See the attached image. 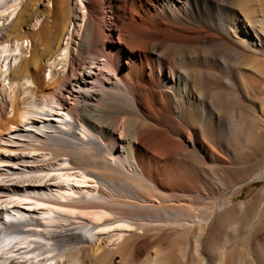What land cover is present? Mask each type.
Wrapping results in <instances>:
<instances>
[{
	"label": "bare ground",
	"instance_id": "1",
	"mask_svg": "<svg viewBox=\"0 0 264 264\" xmlns=\"http://www.w3.org/2000/svg\"><path fill=\"white\" fill-rule=\"evenodd\" d=\"M41 1L15 0L0 17L10 21L0 28V141L11 126L60 110L68 100L74 105L67 115L106 150L94 139L82 150L53 139L42 143L84 172L33 181L52 178L56 199L49 202L84 210L87 219L79 235L32 234L1 210L0 264H20L14 256L34 236L62 246L46 248L55 257L45 262L32 259L43 254L37 247L29 264L63 258V264H176L171 248L180 241L185 264H264V234L247 254L241 248L252 202L220 201L229 190L221 170L232 167L239 157L234 149L246 141L245 80L264 76V19L252 15L249 1L49 0L43 9ZM104 7L117 30L103 25ZM77 10L81 21L72 30ZM33 22L36 28L28 29ZM26 41L29 56L20 58ZM76 65L85 69L73 77ZM99 65L105 71L94 74ZM104 151L120 166L106 162ZM89 170L101 181L99 195L86 190ZM52 210L41 214L55 224ZM107 212L115 217L105 220ZM131 226L134 231L125 229Z\"/></svg>",
	"mask_w": 264,
	"mask_h": 264
},
{
	"label": "rangeland",
	"instance_id": "2",
	"mask_svg": "<svg viewBox=\"0 0 264 264\" xmlns=\"http://www.w3.org/2000/svg\"><path fill=\"white\" fill-rule=\"evenodd\" d=\"M13 1L15 0H0V17L10 11L7 7L11 6ZM73 1L76 2V0ZM230 1L234 2L233 0ZM246 1H249V9L253 10L252 15L254 16L256 14L260 19H264V0ZM48 5L49 0H42L38 4V7L43 9ZM81 12L82 11L79 10L75 12L71 26L72 30L77 29L78 24L81 21ZM103 12L106 13L104 14L105 18L104 16L102 18V20L104 19L102 21L104 23L103 25L110 30H117L114 18L109 9L104 7ZM9 22L0 20V28H2L3 25H9ZM33 25L34 22L28 29L32 30V28H36ZM73 39L74 42L78 41L76 38ZM28 47L29 42L26 41L23 44V50H20L18 53L20 58L29 56L26 52ZM73 47L75 46L73 45ZM228 53L231 52H227L226 50L227 57L233 59V53H231V55ZM76 67L79 68L77 65L74 66L75 70L73 72V77H75L76 74H81V69H85V66H80V70H76ZM94 68V74H98L100 71L104 70L101 65L95 66ZM59 69L62 68L60 67ZM254 81H256V83L258 82V84H255ZM245 82L247 88L245 87L244 89L245 96L242 104L245 114L246 141L242 149L234 147V152L236 156L239 157L237 161L231 162L232 167L229 168L230 170H221V173L225 176L223 177V180L229 190L225 195L220 196V201L226 202L228 205L230 204V206L236 203L251 204L252 202V205L248 206L247 218L245 219L246 244L241 246L243 252L247 254L251 249V244L255 238L264 234V76L253 81H250L247 78ZM65 102V107H58L60 110H51L50 114L44 113L41 114V116H33V120L29 124L13 125L9 131L2 132V139L0 141V211L2 210L1 212L4 211L8 214H14L15 217H17L14 222L18 219L15 223L18 224L19 231L21 232H29L33 234L37 231L45 232V230L47 231L48 229V231L51 232L79 235L80 232L78 227L85 223V220L87 219L83 214L85 213L84 210L63 207L49 202V200L56 199L54 196L56 187L54 186L52 178H47V180L43 182L33 181V179L38 176L48 175L49 177H53L54 175L65 172H73L75 174L84 172L80 168L75 167L68 157H64V159H61L63 157L57 158L56 156H53L51 152H48L47 149H43L46 148V146L42 143H45L44 141L47 139H53V141L57 140L56 143L75 148L76 150H82L83 148L88 147L86 144L94 139L92 142L101 148L104 147V150H106L104 143H100L97 138L91 135L90 138L89 136L87 137L86 134H82L81 128L75 124L66 112L69 107L74 105L73 102L68 100ZM234 104L237 103L231 102L230 106L233 107ZM9 115L11 116V113H9ZM62 116L65 117L62 119L60 118ZM70 123L73 124L74 128L70 126ZM121 133L122 128L117 134L118 142L115 146V151L117 153L122 152L121 142L124 140V137ZM255 149L256 154L253 155ZM103 157L104 159L106 158V162L107 160L108 163L112 162L109 163L110 165H116V167L120 166L119 163H117L118 165L115 163L117 160L105 151ZM122 169L127 171L125 168ZM256 174L259 175V178H253ZM85 175L89 182L85 184L87 185L86 190H89L90 194L93 193L99 195L103 186L97 174L94 171L89 170ZM78 196L79 195L76 196L77 199L80 198V196ZM155 202L160 203L157 199H155ZM50 208L51 210L53 209L51 215L58 219L55 224H50L46 219L47 216L41 214ZM89 211L91 212L92 210ZM106 216L107 217L104 218L105 220L113 219L115 217L111 212H107ZM257 221L258 223H256ZM252 223H254L255 226L258 225L260 228L256 231H252ZM55 226H57V228ZM125 229L132 231L135 230L134 226L126 227ZM98 232L103 233L104 231L99 230ZM251 232L252 236H250ZM32 240L34 243L29 247H23L16 252L14 256V259H16L15 261H19L20 264H29L26 262V259H31L36 252V248L41 247L43 248V254L38 258L36 257L32 259L34 261L37 260V262L38 260L45 262L46 258L48 259L50 257L53 259L55 257L54 254L48 255L45 253L44 251L47 250L46 248L51 249L54 248V246L55 248L56 246L59 247L58 245H60V247L62 246L59 239H45L34 236L32 237ZM95 242H98V239H96ZM180 243L181 241L176 242L177 245L175 244L176 246L174 245L171 249L173 251L175 249L174 253L177 251L175 253L178 255V257L175 258L176 264H185V255L183 253H185L184 250L186 245L184 247V244H186V242H182L181 245ZM109 247L114 248V244L111 243ZM250 253H253V251L251 250ZM211 255L213 258H216L214 257L215 254ZM50 260L48 259V261ZM64 262L65 259L63 258L61 264Z\"/></svg>",
	"mask_w": 264,
	"mask_h": 264
}]
</instances>
